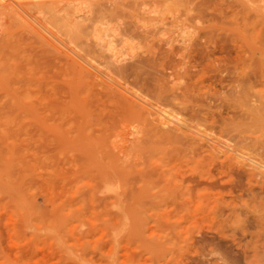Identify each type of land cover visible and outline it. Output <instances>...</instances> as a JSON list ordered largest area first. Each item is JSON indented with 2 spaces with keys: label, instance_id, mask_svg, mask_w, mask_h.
Segmentation results:
<instances>
[{
  "label": "rangeland",
  "instance_id": "rangeland-1",
  "mask_svg": "<svg viewBox=\"0 0 264 264\" xmlns=\"http://www.w3.org/2000/svg\"><path fill=\"white\" fill-rule=\"evenodd\" d=\"M18 1L0 0V264H264V0Z\"/></svg>",
  "mask_w": 264,
  "mask_h": 264
},
{
  "label": "bare ground",
  "instance_id": "bare-ground-1",
  "mask_svg": "<svg viewBox=\"0 0 264 264\" xmlns=\"http://www.w3.org/2000/svg\"><path fill=\"white\" fill-rule=\"evenodd\" d=\"M18 1V0H17ZM22 1V0H21ZM28 1V0H27ZM43 0H41V1H33V0H29V2H27L28 3V5H27V7L29 8V6H30V8H31V10L34 12V10L35 11H37V13L39 12V13H43L44 12V6H45V4L42 2ZM46 1V0H45ZM51 1V0H50ZM50 1H48L47 0V2H49L50 3ZM2 2V1H1ZM4 2V1H3ZM18 2H20V1H18ZM22 2H24V1H22ZM51 2H55V1H51ZM58 5H59V3H58ZM23 6H25V5H23ZM46 8H48V7H46ZM49 9V8H48ZM53 12H52V11ZM51 10H49V12L51 13H53V14H55L54 12H60V8H59V6H53V4H52V9ZM62 13V12H61ZM13 14H15V13H13ZM36 14V13H35ZM47 14H49V13H47ZM16 16V15H15ZM50 16H51V14H50ZM61 16V15H60ZM63 16V15H62ZM53 17V16H52ZM56 17V16H55ZM7 18V17H6ZM4 19V18H3ZM52 19V18H51ZM53 19H55V18H53ZM7 20V19H6ZM4 21V20H3ZM1 26V25H0ZM4 26V25H3ZM5 27V26H4ZM33 31V30H32ZM2 34V33H1ZM5 35V34H4ZM34 35V34H33ZM122 62V61H121ZM140 63H141V61H140ZM137 64V67H138V65H139V68L140 69H142L143 68V62L141 63V64ZM126 64V63H125ZM136 64V63H135ZM143 64V65H142ZM142 66V68H141V66ZM133 66V64L132 65H124V64H120L119 63V60H116V61H113V62H110L109 63V66H108V68L110 69V72H113V74L115 73L116 75L118 74V75H120V76H124V75H127V76H129L130 75V69H131V67ZM135 66V65H134ZM133 66V67H134ZM136 67V66H135ZM137 67H136V69H137ZM138 68V69H139ZM137 69V70H138ZM139 69V70H140ZM132 71H135V70H132ZM139 72V71H138ZM132 73H134V72H132ZM129 107V106H128ZM129 108H131V107H129ZM83 116V115H82ZM79 120V119H78ZM89 122V121H88ZM77 123H79V122H77ZM76 125V124H75ZM145 125V124H144ZM77 127V126H76ZM86 127V126H85ZM150 128V127H149ZM82 129H84V127L82 128ZM146 129V128H145ZM145 129H142L143 131V133H145L144 131H148L149 132V130L147 129V130H145ZM140 131V130H139ZM138 131V132H139ZM151 132V131H150ZM149 132V133H150ZM140 133V132H139ZM149 133H147V135H149ZM138 136H139V134H137ZM137 135H135V138H136V136ZM146 134H144V135H142V136H145ZM146 135V136H147ZM141 136V137H142ZM179 137H180V134L176 131V130H170V131H156L155 132V134L154 135H152L150 138H153V142H157V144H160V145H162L163 143H168V144H173V143H177L176 145H178V139H179ZM138 138V137H137ZM141 139V138H140ZM139 139V140H140ZM154 139H155V141H154ZM139 140H138V142H139ZM143 141V140H142ZM151 141H152V139H151ZM140 143H141V141H140ZM199 143V142H198ZM156 144V145H157ZM134 147V146H133ZM175 147V146H174ZM191 147V146H190ZM193 147V146H192ZM241 147L242 146H240V145H235V146H233V148H232V150L234 151V152H238V153H240L241 154ZM186 148H187V151H188V149H189V146H186ZM191 150L193 149V148H190ZM113 151V150H112ZM189 152H191L190 150H189ZM194 153V152H193ZM216 155V154H215ZM112 156H114V155H112ZM194 156V155H193ZM110 157H111V155H110ZM215 158V157H214ZM213 158V159H214ZM182 159V157L180 156L179 157V160H181ZM169 161H172L173 162V159L171 158ZM216 161H214V163H215ZM225 164V163H224ZM101 175V174H100ZM104 176L106 177V175L104 174ZM104 176L102 177V178H104ZM110 177V176H109ZM148 177V176H147ZM106 180H108V178L106 179ZM114 181V180H113ZM104 182H106V181H103V184H104ZM111 182V181H110ZM106 183H108V182H106ZM102 184V185H103ZM111 188V187H110ZM115 193V192H114ZM107 194V193H106ZM109 195V194H108ZM123 197V196H122ZM107 198V197H106Z\"/></svg>",
  "mask_w": 264,
  "mask_h": 264
}]
</instances>
